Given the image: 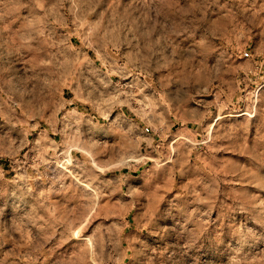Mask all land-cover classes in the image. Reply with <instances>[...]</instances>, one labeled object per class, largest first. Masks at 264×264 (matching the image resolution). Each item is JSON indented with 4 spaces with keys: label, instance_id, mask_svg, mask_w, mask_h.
<instances>
[{
    "label": "rangeland",
    "instance_id": "obj_1",
    "mask_svg": "<svg viewBox=\"0 0 264 264\" xmlns=\"http://www.w3.org/2000/svg\"><path fill=\"white\" fill-rule=\"evenodd\" d=\"M0 264H264V0H0Z\"/></svg>",
    "mask_w": 264,
    "mask_h": 264
}]
</instances>
